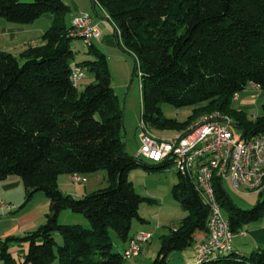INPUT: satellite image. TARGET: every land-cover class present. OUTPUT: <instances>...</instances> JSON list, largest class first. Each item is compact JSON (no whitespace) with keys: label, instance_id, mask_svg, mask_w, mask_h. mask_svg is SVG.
Returning a JSON list of instances; mask_svg holds the SVG:
<instances>
[{"label":"trees","instance_id":"16d2710c","mask_svg":"<svg viewBox=\"0 0 264 264\" xmlns=\"http://www.w3.org/2000/svg\"><path fill=\"white\" fill-rule=\"evenodd\" d=\"M93 3L114 24L119 45L135 58L142 121L150 129L181 131L203 115L219 111L235 120L242 135L264 134V104L262 114L254 119L232 106L234 97L251 82L264 89V0ZM69 11L64 0H0V16L12 23H32L46 13L53 15L42 44L30 45L19 55L0 50V182L19 176L27 201L42 191L50 203L44 223L25 235L4 239L3 264H52L56 260L59 264H124L137 257H125L140 232L130 236L132 222H147L140 206L155 199L137 191L130 173L139 167L167 170L171 164L127 152L124 112L112 86L108 57L92 39L87 42L88 52L95 58L76 61L72 43L82 37L74 36L72 23L66 21ZM77 66L94 77L82 90L71 79ZM164 103L192 105L194 110L186 120L178 121L165 116ZM100 168L106 170L105 187L78 197L59 188L60 175L81 178ZM177 176L172 196L187 214L161 236L151 264H167L173 252L209 236L210 205L192 178L179 171ZM213 188L234 233L264 218L263 190L252 208L244 209L233 201L217 174ZM65 209L82 214L87 218L85 226L89 222L91 226L61 222ZM112 230L121 241L129 240L122 252L113 250ZM11 242L28 245L25 253L20 249L18 259L9 251ZM197 264H264V244L247 255L233 250Z\"/></svg>","mask_w":264,"mask_h":264},{"label":"rangeland","instance_id":"374dc122","mask_svg":"<svg viewBox=\"0 0 264 264\" xmlns=\"http://www.w3.org/2000/svg\"><path fill=\"white\" fill-rule=\"evenodd\" d=\"M64 1L70 6V11L66 16V21L68 24L71 23L74 16L83 11L91 14L94 22L97 23L99 27L101 35L97 38H94L93 42L108 57L109 68L112 75V86L118 95L119 105L124 112L125 127L123 131V140L126 142L127 152L137 156L141 146L139 133L142 131L143 121L141 79L139 72H135V58L129 51L125 50L119 45L115 34V26L106 17L105 12L98 3L94 5L93 0ZM76 5L79 6L78 9ZM42 22H45V20H40V23ZM72 47L76 53V61L78 62L83 60H93L95 58L93 54L88 52L89 45L83 38H76L72 43ZM83 70L85 72V76L82 81H80L79 90L84 89L86 84L90 83L93 77V75L87 69L83 68ZM253 93L254 91L250 86L247 87L245 91L240 93V99H242V102H247L244 104V107L240 106L239 103L241 101H232V106L245 110L250 119H254L258 115L262 114L264 104V89L261 90L259 94H256V98H253ZM162 108L166 117L173 118L178 121L186 120L194 110V106L192 105L175 106L170 103H164ZM151 131L158 138L163 139L175 137L179 132V130L176 129L155 127H151ZM234 131L237 138H240L243 134L242 130L236 126ZM142 159L149 164L153 163L152 161L143 157ZM81 178V180L76 181L73 178H70V176L67 174L60 175V178L58 179L59 188L62 191L72 195H74L76 192L84 195L108 185L106 170L104 168H100L92 173L82 174ZM130 178L134 182L137 191L141 195L155 199V202L152 204L146 201L141 204L140 214L146 219L147 222L142 223L137 219H133L130 231V236L141 230H149L152 232L153 237L148 243L143 245L140 257L138 258L139 264H151L159 250L161 236L164 234H169L171 232V228L178 226L180 220L187 214V211L184 210L181 204L173 198L171 192L172 186L178 180L177 170L174 166H172L170 170L160 169L152 171L139 167L130 173ZM223 184L230 197L238 206L244 209L252 208L253 204L249 203V201L244 197V194L247 190L243 186L236 188L229 176H226L223 179ZM11 196H13V198L16 199V202H18L17 206L14 208V211L16 209L17 212L21 210L26 212L32 208H42L44 212H47L50 208L49 199L42 191L36 192L27 201L26 190L23 183L20 188L16 189ZM63 211H68L66 213H69L63 222L65 224H81V221H76L78 219L75 217L87 219L85 216H82V214L75 213L71 209H65ZM223 214L226 216L225 210H223ZM62 217L63 216H61V218ZM45 221L46 218L45 220L41 221L38 226H40ZM6 222L5 220H2V216H0V228ZM90 226L91 224L89 222V226L85 227L88 228ZM111 234L114 240L113 250L119 251V239L113 230L111 231ZM56 236L57 241L60 244L62 242L61 236L60 234H57ZM15 254L18 259V249L15 250ZM182 261L184 262L182 252L175 251L170 255L167 264H185L182 263ZM57 263L58 260L52 264ZM0 264H3V262L0 261ZM19 264H21L20 261ZM124 264L134 263L132 259H126Z\"/></svg>","mask_w":264,"mask_h":264},{"label":"built area","instance_id":"2783aa9c","mask_svg":"<svg viewBox=\"0 0 264 264\" xmlns=\"http://www.w3.org/2000/svg\"><path fill=\"white\" fill-rule=\"evenodd\" d=\"M71 23L73 35L84 38L88 43L100 36L98 26L88 12L81 11ZM84 76L83 69L75 67L71 74L74 85L79 86ZM249 85L254 91L252 96L262 90L257 83ZM234 128L235 120L231 116L216 111L200 117L169 139L158 138L144 122L139 133L141 146L138 155L156 162L168 160L171 164L167 170L174 166L177 171L192 178L203 199L210 205L209 236L197 246L198 263L234 250L236 233L231 230L230 222L215 197L214 175L221 176L222 180L229 176L236 188L243 186L257 193L264 190V134L237 138ZM74 180L81 178L75 176ZM13 208V205L0 199V209L11 211ZM151 238V232L137 233L125 251V257L138 256Z\"/></svg>","mask_w":264,"mask_h":264},{"label":"crops","instance_id":"0c3cea01","mask_svg":"<svg viewBox=\"0 0 264 264\" xmlns=\"http://www.w3.org/2000/svg\"><path fill=\"white\" fill-rule=\"evenodd\" d=\"M76 7L77 9L79 8L78 5H76ZM52 18H53L52 14L46 13L32 23L22 24V23L9 22L8 20L0 16V50L9 51L15 55H19L20 52H22L30 45L42 44L43 42L42 35L48 29L47 27H50L48 25L51 24ZM40 20H45V22L40 23ZM93 79L94 77H92L91 81ZM256 97L257 95L254 96L253 98ZM234 100L241 101L239 104L240 106L243 107L245 106L244 104L247 103L246 101L242 102V99H240V93L237 95V97L236 96L234 97ZM69 176L70 178H72L71 175ZM22 183L23 182L21 178L16 175H11L7 179L1 181L0 199H4L7 203H10L15 208L18 202H16V199H14L13 196L11 195H13L16 189L20 188ZM262 192L264 193V190ZM74 195L81 196L83 194L76 192L74 193ZM244 197L249 201V203H252L254 205L260 198V193L247 190L246 193L244 194ZM14 208L11 211L0 209V216H2V220H5V222L7 221L0 228V251L3 247V241L7 236L25 235L26 233L35 230L38 227L39 223L45 220L46 218L47 212H44L42 208H32L26 212L22 210L17 212L15 209L17 213L14 211ZM66 212L68 211L61 212L59 218L61 222H64L65 219L67 218L69 213ZM61 216L63 217L61 218ZM75 218L78 219L76 221H81V223L84 225H87L88 223L87 220L82 219V217H75ZM135 234L136 233H134L133 235ZM201 240H202V236H200L197 239V242L193 246L189 247L186 250L181 251L182 257L184 259V262L182 261V263L197 264L196 249ZM118 242H119L118 252H122L125 248H127L129 244V240L124 242L119 239ZM262 244H264V218H262L259 221L248 224L245 227L244 233H237L233 238L234 250L242 255L250 254L253 250L257 249ZM27 247H28L27 243L19 245L17 242H11L9 244V251L12 253L14 257H16L15 250L18 249V251H20L21 249V253H25ZM21 253L17 255L20 256ZM139 257L140 254L132 259L134 264H139L138 261Z\"/></svg>","mask_w":264,"mask_h":264}]
</instances>
